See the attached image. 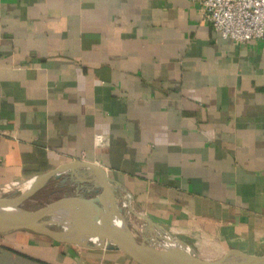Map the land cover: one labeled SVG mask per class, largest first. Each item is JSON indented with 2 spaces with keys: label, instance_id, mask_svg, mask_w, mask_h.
<instances>
[{
  "label": "crops",
  "instance_id": "1",
  "mask_svg": "<svg viewBox=\"0 0 264 264\" xmlns=\"http://www.w3.org/2000/svg\"><path fill=\"white\" fill-rule=\"evenodd\" d=\"M74 161L193 254L264 257V41L222 38L194 0H0V189ZM92 241L0 232V264H139Z\"/></svg>",
  "mask_w": 264,
  "mask_h": 264
},
{
  "label": "water",
  "instance_id": "2",
  "mask_svg": "<svg viewBox=\"0 0 264 264\" xmlns=\"http://www.w3.org/2000/svg\"><path fill=\"white\" fill-rule=\"evenodd\" d=\"M79 166L89 167L98 172L96 174L97 178L94 179L95 183L98 184V187L94 189V195L85 196L77 193L65 196L36 210H29L23 207L24 202L42 189L51 178H59L63 171H74L75 167ZM98 175L99 178L101 177V185L98 182ZM89 192L91 193V189ZM112 194L115 200H113ZM107 200L110 202L111 207H114L115 216L125 225V230L115 228L112 221L106 220V217L103 220L104 223H99V217L103 215V211L107 212ZM118 203L110 181L101 167L90 162L74 161L37 177L36 183L29 189L22 191L20 195L0 196V232L27 229L50 236L55 240L77 243L85 247L94 244L93 241L88 240V237H100L102 241L107 240L108 248L123 250L139 264H228V257L234 254L242 259L232 264H249L245 259L256 260L258 264L264 263V257L251 256L241 252H230L217 260H206L191 253L186 247L184 251L153 247L151 244L143 240L139 241L136 238L126 216L122 213V209L120 208L119 210L116 207L119 205ZM63 209H69L70 213L67 212L68 215L75 220L71 228L65 227L58 220H54L53 224L49 222L50 217L60 214L59 212ZM93 210L97 211L98 214H94ZM53 226L64 227L65 229H56ZM72 231L78 235H85V238L83 237L84 241H81L79 236L68 237L67 235H70ZM177 242L179 243L180 241Z\"/></svg>",
  "mask_w": 264,
  "mask_h": 264
},
{
  "label": "built area",
  "instance_id": "3",
  "mask_svg": "<svg viewBox=\"0 0 264 264\" xmlns=\"http://www.w3.org/2000/svg\"><path fill=\"white\" fill-rule=\"evenodd\" d=\"M224 39L264 41V0H194Z\"/></svg>",
  "mask_w": 264,
  "mask_h": 264
},
{
  "label": "rangeland",
  "instance_id": "4",
  "mask_svg": "<svg viewBox=\"0 0 264 264\" xmlns=\"http://www.w3.org/2000/svg\"><path fill=\"white\" fill-rule=\"evenodd\" d=\"M90 177H93V175H91ZM92 182L91 183L89 182V186H93ZM22 184H23V182H22ZM22 184L17 185L16 187H13L12 189H9V190L8 189H5V190L0 189V196L20 195L23 191L22 190V186H23ZM46 187H47V185L45 187H43L42 189L38 190L34 194V196H32L31 198L26 200L23 204V207L26 209H29V210H36V209H38L44 205H47L49 203L56 201L57 199L61 198V196H63V194H67L66 196H70V195H74V194L79 193L80 195L89 196V195H94V189H96V187L91 189V193L89 191L78 189V188H76V184H73L71 182V180L68 181L67 185H57V188H55V189L53 187H51V189L50 188L48 189ZM119 205L121 206V204H119ZM116 207L119 210L121 208V207L119 208V206H116ZM121 209H122L123 215H125L126 212H125L124 208H121ZM138 215H140V214H138ZM127 221H128L130 228L132 229L134 235L136 236V238L139 241L143 240L148 244H154V245L157 244L155 246H157L158 248H162L160 245H158V241L160 240L159 238H162V236L164 234V232H162V230L157 228V229H154L152 231L151 230L152 227L144 229V226L146 227V225L148 224V222H146L145 220H138V221L136 220V222H134V223H132V221L130 219L129 220L127 219ZM53 227L56 229H63V227H59V226H53ZM147 233L149 235L146 236ZM166 235L169 236L168 234H166ZM174 240H176V239L174 238ZM179 245L183 249H185V247H186V249L191 251V253H192V250H191L192 248L189 247L187 244L180 241Z\"/></svg>",
  "mask_w": 264,
  "mask_h": 264
},
{
  "label": "bare ground",
  "instance_id": "5",
  "mask_svg": "<svg viewBox=\"0 0 264 264\" xmlns=\"http://www.w3.org/2000/svg\"><path fill=\"white\" fill-rule=\"evenodd\" d=\"M93 171L95 172V174H98V172L95 169H93ZM98 178H99V175H98ZM100 179H101V177L99 178V181H98L99 182V185H101ZM36 180H37V178H34L32 180L23 182V184L22 183H11V184L5 186V188L9 190V189H12L13 187H16L17 185H21L22 184L23 185L22 186V190L25 191V190L29 189L34 183H36ZM20 182H22V181H20ZM112 196H113V194H112ZM112 198H113V200H115L114 197H112ZM118 206H120V205H118ZM106 208H108L107 209V212L105 213L103 211V213H102L103 215H101L99 217V223H101V222L104 223L103 220H105L104 218L106 217V220L112 221V224H113V226L115 228H118L120 230L121 229L122 230H125V225L123 224V222L119 218H117L115 216V214H114V207H111V204H110V202L108 200L106 201ZM67 212L70 213V210L69 209H63V210H61L59 212L60 214H57L56 216L50 217V221L49 222L53 224L54 223V220L55 221L58 220L60 223H63L65 225V227L71 228L74 225V221L75 220H74V218H71V216L68 215ZM93 213L94 214H98L97 211H95V210H93ZM140 220H141V218H140ZM149 227H152V229L150 228L152 231L154 229H157L151 222H148V224L146 225V227L144 226V229L149 228ZM166 234L167 233H164L163 236H162V238H159L160 240L158 241V245H160L162 247V249H165V250H173V251H184V249L179 245V243L177 242V240H174V238H172L171 236L169 237ZM147 235H149V234L147 233L146 236ZM67 236L68 237H72V238L74 236H77V237L79 236L80 239H81V241H84V238H85V235H78V234L74 233L73 231L70 233V235H67ZM94 239H102V238H100V237L99 238L98 237H88V240H91L92 241ZM155 245H157V244H155ZM155 245L154 244H151V246H153V247H155ZM240 259H242L240 256L234 254V255H231L230 257H228L227 263L228 264L236 263ZM245 260H247V262L249 264H258V262H256V260H249V259H245Z\"/></svg>",
  "mask_w": 264,
  "mask_h": 264
}]
</instances>
